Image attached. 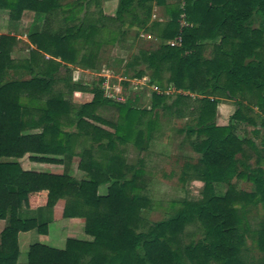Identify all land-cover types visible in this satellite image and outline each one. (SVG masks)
Listing matches in <instances>:
<instances>
[{
    "label": "trees",
    "instance_id": "1",
    "mask_svg": "<svg viewBox=\"0 0 264 264\" xmlns=\"http://www.w3.org/2000/svg\"><path fill=\"white\" fill-rule=\"evenodd\" d=\"M100 1L0 0L10 21H19L25 11L43 17L42 30L28 36L33 48L25 61L11 58L15 38L0 36V221L5 223L0 264H253L255 259L247 261L239 250L246 238L262 254L258 264H264V219L255 230L246 216L248 207L261 206L264 213V161L236 128L242 109L252 111L249 105L264 116V0H136L144 9L142 19L132 9L134 0H118L113 15L104 14ZM153 5L165 8L166 22L147 24ZM124 15L156 39L180 38L179 46L138 50L124 65L130 79L146 78L157 90L180 91L171 96L152 92L149 110L135 108L134 100H107L101 88L72 85L58 74L61 68L67 73L68 65L95 70L101 48L123 35ZM182 15L186 26H181ZM32 67L37 71L29 80L8 78L10 71ZM57 81L70 93L86 92L92 99L71 107L53 91ZM221 100L237 107L226 126L216 124ZM101 107L114 108L117 122L96 115ZM162 116L195 122V130L185 133L199 138L191 146L200 160L187 168L204 185L199 198L171 203V217L152 224L141 218L151 207L140 182L142 168L125 179V145L145 153ZM248 121L264 131V119ZM251 153L256 168L247 165ZM25 155L46 165L76 156L85 178L24 170L19 160ZM239 179L252 183L249 192L235 188L233 181ZM222 184L226 191L219 195L216 187ZM103 185L105 194L99 195ZM60 200L62 218L83 220V232L92 240L68 238L63 249L34 243L26 262L18 263L19 234L45 235L48 226L20 212L52 210ZM189 226L194 231L186 232Z\"/></svg>",
    "mask_w": 264,
    "mask_h": 264
},
{
    "label": "rangeland",
    "instance_id": "2",
    "mask_svg": "<svg viewBox=\"0 0 264 264\" xmlns=\"http://www.w3.org/2000/svg\"><path fill=\"white\" fill-rule=\"evenodd\" d=\"M100 2L102 3L105 15H113L115 13L118 0H101ZM158 7L159 6L156 5L152 6L149 22L147 23L148 25L152 22L164 23L166 22L165 18L167 17L168 19V16L164 11L165 8L163 7V10L162 8L157 9ZM132 9L135 10L139 19L144 17V9L136 5V0H134ZM122 21L124 24L128 23L133 25L124 31V41H118L116 39L117 42L115 44H107L105 47L101 48L98 55L99 60L95 65V70L86 69L79 65H68L67 73L65 69L61 68L59 69L58 74L60 77L65 78V81L70 84L79 85L85 88L94 86L102 88L104 82H108V85L120 86L122 89L120 92V99L114 102L125 103L127 100H134L132 104L135 108L149 110L151 106L152 92L165 93L171 96L180 93V91H176L173 87H168L165 90H157L156 88L149 86L148 82L143 84V81L141 84H138L139 80L130 79L132 73L126 70L124 65L132 55L137 54L138 50L154 49L157 45L167 44L168 41L165 42L156 39L153 33L150 31H144L146 26H142L141 23L139 24L138 22H132V16L124 15ZM56 27L57 26H54L53 28L55 29ZM142 35H144V37H141ZM45 57L46 59H49L48 55H45ZM77 69L90 72L84 73ZM10 77V73H8V78ZM52 89L54 92H61L64 100L74 108L82 105L85 101V97L90 98V100L92 99V95L86 92L73 91L70 93L68 86L61 81H57ZM79 95L80 97H78ZM95 113L104 120L117 122L118 113L112 107L97 108ZM225 115L226 113L222 114L223 117ZM225 117L220 123H223L226 120ZM101 127L109 131L112 130L107 126L102 125ZM241 127V124H238V127L236 126L238 132H240L239 128ZM188 128H193L195 130V122L189 119H174L162 116L160 117V130L153 133V141L145 153L140 154L139 150L133 144L129 143L125 145V179H130L134 169L139 167L142 168L143 174L140 182L145 188V196L151 201V207L141 212V218L149 223L153 224L169 219L174 213V210L170 208L171 203H177L184 198H199L202 191L204 185L203 182L196 177L193 178V171H190V169L187 168L188 165L195 167L200 160V155L196 153L191 146V144L195 143L199 138L195 135H187L185 130ZM237 135L242 137L241 133H237ZM262 138L263 137H259L258 139L259 141L261 140V142H264V139ZM28 158L29 155H25L19 160V163L24 170L53 174H67L76 180L85 178V174L77 168V160L73 159L74 163L73 161L70 162L73 157H60L63 163L59 164L60 166L57 165L53 167H51V164L33 163ZM141 160L142 163L139 165ZM254 160L255 158L251 157V162H247V165L251 168H256ZM261 166L264 167L263 162H261ZM233 185L237 190L246 192H249L252 188V183L245 179L234 180ZM226 187L227 186L225 185L221 188L220 185H217V193L219 195L224 194ZM105 191L106 185L98 188L99 195H104ZM63 206L64 201L60 200L52 210L45 209L36 211L23 209L20 212V217L27 218L37 216L41 220L48 222V226L45 235L37 234L33 231L24 234L22 233L18 237V263L26 262L28 248L34 243L47 245L56 249H63L65 247L63 240L67 236L68 238L83 241L92 240V238L85 235L83 232V220L81 225L73 223L74 225L69 232L63 235L61 234L60 228L64 225V220H61ZM246 213L251 228L255 230L258 229L259 221L264 219L263 208H261V206H258L257 209L248 207ZM4 225L5 223L0 221V231L3 229ZM192 231H194L193 227H186V232ZM239 250L242 253L243 258L247 261L255 259V263L253 264H258L259 259L262 256L259 249L251 243L248 238L244 240V243L240 246Z\"/></svg>",
    "mask_w": 264,
    "mask_h": 264
},
{
    "label": "crops",
    "instance_id": "3",
    "mask_svg": "<svg viewBox=\"0 0 264 264\" xmlns=\"http://www.w3.org/2000/svg\"><path fill=\"white\" fill-rule=\"evenodd\" d=\"M163 9V7H158L157 9ZM165 11V10H164ZM167 21V17L165 18ZM133 24H123L122 28H121V32L128 29V27H132ZM258 26V20L255 21V23L253 24V27H257ZM43 27V17L39 16L37 14H34L33 12H29V11H25L21 17V19L19 21H10L9 17H8V12L5 10H0V36H10L15 38L16 40V44L14 46L13 52L11 53V58L13 60H17V61H25L28 59V47L33 48V46L30 44L29 40H28V36L32 33H37L40 32L42 30ZM50 30H51V26H50ZM118 36V41H124V36ZM141 37H144V35H142ZM148 38V37H146ZM145 38V39H146ZM209 43V42H207ZM79 71H82L80 69H77ZM37 71L36 68L32 67V70H19L16 72H12L10 71V78L9 79H16V80H28L30 79V73ZM84 73H89L90 71H82ZM142 80L138 81V84H141ZM143 84H145V82H142ZM80 97V95L78 96ZM90 101V98H86L85 97V101L84 103H87ZM83 103V104H84ZM244 106H247L248 104L246 102H243ZM250 109H252V111H248L246 109H242V122L240 123L242 125L241 128H239L241 133V138L244 139H249L254 145L255 147H257V150L259 152H261V156H260V160L264 161V142H261V140L259 141V137H263L262 139H264V131L262 130L261 126H259V124H257V126L251 125L249 124L248 120H255L256 122L259 121V119H264V116H262V114L259 113V111L257 110V108L249 105L248 106ZM237 107L234 105L233 101L231 100H221V102L219 103L218 107H217V116H216V120L218 122H216V124L218 126H226L228 123V120L230 118V116L234 113L235 109ZM226 113V120L223 123H220V121L224 120V117L222 116V114ZM103 128V127H102ZM105 129V128H104ZM107 130V129H106ZM255 130H258L259 132L256 134ZM65 157L67 158L68 155H65ZM251 157L255 158L256 160V156L251 153L250 157L248 158V163L251 162ZM62 158V157H61ZM74 160L76 161V165L78 164L79 159L76 157H73L72 160L70 162H72ZM254 160V161H255ZM74 163V161H73ZM254 163V162H253ZM255 165V164H254ZM53 166H57V165H53L51 164V167ZM60 166V165H59ZM223 186H225L224 184L220 185L221 188H223ZM60 218H61V212H60ZM61 220H64L63 218ZM75 224H79L81 225L82 220L79 219H69V220H64V225L62 226V228H60V232L61 234H65L67 232H69V230L72 229V226ZM80 229V228H79ZM74 230V229H73ZM22 234V233H21ZM19 234V236L21 235ZM24 234V233H23ZM61 235V236H62ZM18 236V237H19ZM68 238V236L66 237ZM66 238L63 240V243H65Z\"/></svg>",
    "mask_w": 264,
    "mask_h": 264
},
{
    "label": "built area",
    "instance_id": "4",
    "mask_svg": "<svg viewBox=\"0 0 264 264\" xmlns=\"http://www.w3.org/2000/svg\"><path fill=\"white\" fill-rule=\"evenodd\" d=\"M181 18H182L181 26H186L187 23L184 19V15H182ZM167 44L170 46H179L180 45V38H176L173 41H168ZM142 81L145 82V81H147V79L143 78ZM101 90L103 93V97L107 100L116 101V100L120 99V92L122 90L120 86L108 85V82H104L102 84Z\"/></svg>",
    "mask_w": 264,
    "mask_h": 264
}]
</instances>
